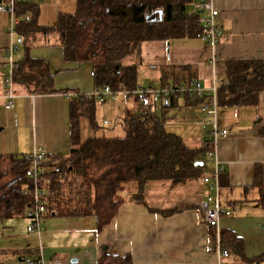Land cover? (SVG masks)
Returning <instances> with one entry per match:
<instances>
[{
	"label": "crops",
	"instance_id": "crops-1",
	"mask_svg": "<svg viewBox=\"0 0 264 264\" xmlns=\"http://www.w3.org/2000/svg\"><path fill=\"white\" fill-rule=\"evenodd\" d=\"M213 1L219 11L221 41L214 46L198 37L144 41L139 85L177 84L169 72L174 68L200 80L207 88L218 87L226 78L230 59L264 58V0ZM75 2L40 3V24L52 25L60 11H73ZM10 21L8 13L0 12V154L21 156L40 149L48 156L66 154L72 147L71 98L76 93L91 95L96 89L92 64L67 60L57 44L32 48V58L48 63L54 86L70 91L31 94L14 83L15 105L7 109L3 80L9 69L3 65L12 45L18 46L13 54L15 63L24 56L22 45L17 44L21 43L18 34L8 32ZM166 72L169 78L162 82ZM168 104L167 130L180 135L189 147H207L210 125L202 121V99L181 94ZM137 108L135 97L123 92L114 99L96 102L97 126L82 117L81 140L96 135L124 136L125 117ZM218 123L228 129L229 136L217 139L212 157L207 152L203 154L204 166L198 177L179 183L151 181L142 190L144 202L133 198L139 184H126L124 203L102 231H97L94 215L46 214L40 232L31 229L26 216L0 219V264H26L25 257L38 256L47 260L61 256L64 264H98L103 256L128 259L121 264H218L219 255L209 249L215 241L201 209L211 189L203 180L204 174L213 171L218 163L225 167L220 177V199L231 210L230 215L221 217L219 231L230 230L240 237L246 257L261 255L264 208L257 181L259 178L264 187V92L259 94L257 105L220 107ZM195 141L199 145H189ZM229 250L230 257L223 259L229 264H264L247 263Z\"/></svg>",
	"mask_w": 264,
	"mask_h": 264
},
{
	"label": "trees",
	"instance_id": "trees-1",
	"mask_svg": "<svg viewBox=\"0 0 264 264\" xmlns=\"http://www.w3.org/2000/svg\"><path fill=\"white\" fill-rule=\"evenodd\" d=\"M195 0H76L73 11L62 10L50 25L39 22L40 4H19L21 20L16 27L24 51L15 63L13 79L31 94H54L57 89L48 63L30 56L41 44H57L67 60L90 62L96 87L109 85L113 91L135 90L144 41L197 37L201 32L199 16L192 12ZM183 68V67H182ZM170 76L177 84L189 83L192 77L174 68ZM164 73L161 81L168 79ZM264 92V58L230 59L226 78L217 87L220 107L257 105ZM176 97V96H175ZM132 110L124 120L125 135H96L85 141L80 136V119L88 117L96 127V99L76 93L71 98L70 140L66 154L48 156L47 171L39 182L45 190L47 214L58 216L94 215L97 231L115 219L124 203L125 185L137 182L133 198L144 202L142 190L151 181L184 182L198 177L207 147H189L178 134L166 128L168 103ZM264 134V128L261 129ZM23 155L0 154V219L26 216L35 206L28 192L33 181L26 175ZM264 208V187L258 178ZM211 237L219 239L223 249H232L247 263L264 262V253L249 258L243 242L234 232L210 227ZM128 259L103 256L98 264H121Z\"/></svg>",
	"mask_w": 264,
	"mask_h": 264
},
{
	"label": "built area",
	"instance_id": "built-area-1",
	"mask_svg": "<svg viewBox=\"0 0 264 264\" xmlns=\"http://www.w3.org/2000/svg\"><path fill=\"white\" fill-rule=\"evenodd\" d=\"M45 0H0V12L8 13L11 16L8 32L16 33V27L21 20V16L17 12L19 4L35 3L40 4ZM192 12L199 16L201 32L197 37L204 42L214 46L221 41L222 31L218 23L219 11L214 6L213 0H195L192 5ZM18 46L12 45L9 51V58L4 62V68L9 69V73L3 80V96L6 99L5 107L11 109L15 105V91L13 70L15 62L13 54L17 51ZM123 92L129 96L136 97L139 104L144 108H154L168 103L172 98L181 94H187L192 98L202 99V109L204 112L203 122L210 125L209 138L212 144H215L220 137L229 136V131L222 128L218 123L219 102L217 96V86L211 88L205 87L198 79H192L189 83L167 84V85H139L135 90L113 91L109 85L96 87L94 92L89 95L96 99L97 102L103 103L106 99H114L118 93ZM214 146V145H213ZM214 149V148H213ZM213 151H208L207 156L212 157ZM27 163L26 175L32 179L33 185L28 192L32 193L35 200V206L28 210L26 217L30 221L32 230L40 232L41 225L47 214V208L44 203L45 190L40 188L39 182L47 171L46 162L48 155L42 149L34 150L23 155ZM225 167L218 163L211 172L204 174V182L209 184L211 189L206 199L201 203L203 211V220L209 227H215L219 235V222L223 215H230L231 210L222 205L220 199V177L224 172ZM210 251L216 252L220 261L218 264H229L223 259H227L231 255L229 249H223L219 239L216 243L210 246ZM26 264H64L61 256H55L49 260L42 256L35 258L25 257Z\"/></svg>",
	"mask_w": 264,
	"mask_h": 264
},
{
	"label": "rangeland",
	"instance_id": "rangeland-1",
	"mask_svg": "<svg viewBox=\"0 0 264 264\" xmlns=\"http://www.w3.org/2000/svg\"><path fill=\"white\" fill-rule=\"evenodd\" d=\"M54 1L56 2V0H45V1H43L42 3L45 4V5H48V4H51V2H54ZM66 1H67L68 3H71V4H72V3H74L75 0H66ZM55 6H56V5H55ZM57 7H60V6H57ZM17 44L19 45V47H21V43L18 42ZM21 48H22V47H21ZM123 94H124V93H123ZM126 95H127V94H126ZM193 137H197V136L194 135ZM199 143H200V142H196V141H195V142H193V143H190L189 145H190V146H196V145H199ZM203 157H204V156H202V158H203ZM205 164H206V162H205Z\"/></svg>",
	"mask_w": 264,
	"mask_h": 264
},
{
	"label": "water",
	"instance_id": "water-1",
	"mask_svg": "<svg viewBox=\"0 0 264 264\" xmlns=\"http://www.w3.org/2000/svg\"><path fill=\"white\" fill-rule=\"evenodd\" d=\"M196 165L203 166L204 165V162L203 161H198V162H196Z\"/></svg>",
	"mask_w": 264,
	"mask_h": 264
}]
</instances>
